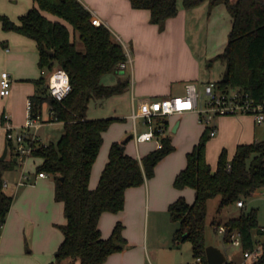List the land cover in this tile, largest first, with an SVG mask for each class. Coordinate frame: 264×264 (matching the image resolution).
Wrapping results in <instances>:
<instances>
[{
    "label": "trees",
    "instance_id": "trees-1",
    "mask_svg": "<svg viewBox=\"0 0 264 264\" xmlns=\"http://www.w3.org/2000/svg\"><path fill=\"white\" fill-rule=\"evenodd\" d=\"M202 1L182 0V4L190 8ZM217 1L225 4L232 21L227 42L215 56L225 64V70L212 82L220 90L238 88L257 101H264V0H209V5ZM34 2V6L19 16V23L15 24L2 14L0 21L4 29H14L36 42L40 69L52 70L57 64L67 72L71 85L69 93L62 100H56L48 93L45 78L40 76L32 80L36 88L29 96L33 115L41 113L47 102L54 111L51 119L63 123L61 135L55 142L42 144L31 154L42 158L36 166L37 173L52 175L54 197L63 202L66 218L64 224L58 225L63 239L49 264H73L76 261L79 264H102L111 253L124 247L126 239L120 222H116L108 237H102L98 228L100 214L121 210L125 189L152 177L157 162L171 152L174 145L170 136H160V146L139 159L124 151L125 140L112 142L98 183L95 188H89L92 164L103 140L102 132L112 122L122 119L88 117L89 102L92 98H107L127 89L129 76L121 75L122 69L119 68V63L127 57L122 45L111 38L108 27L91 22L92 15L80 0ZM130 4L133 8L147 9L150 22L158 26L178 12L177 0H130ZM46 13L56 19L47 17ZM78 42L82 44L81 49ZM106 73L119 75L117 81L103 83L102 76ZM1 119L3 121V114ZM156 122L165 130L168 127L166 117H158ZM209 138L206 127L186 154V165L173 181L176 188H193L194 200L189 203L179 196L168 206L171 219L177 223L172 243L178 245L189 240L192 256L194 260L199 257L200 264H207L208 200L220 195L219 211L239 200L244 203L242 197L264 193V139L238 144L231 158L223 148L216 168L212 170L206 160ZM8 154L9 157L0 160V233L14 199L4 187L3 173L18 163L10 144ZM213 223L215 228L224 226L223 239L226 242L234 232L239 234L242 253L257 246L260 239L255 235L264 236L257 221L256 208ZM261 241L263 249L246 264H264V240ZM226 263L231 264V261Z\"/></svg>",
    "mask_w": 264,
    "mask_h": 264
},
{
    "label": "crops",
    "instance_id": "crops-1",
    "mask_svg": "<svg viewBox=\"0 0 264 264\" xmlns=\"http://www.w3.org/2000/svg\"><path fill=\"white\" fill-rule=\"evenodd\" d=\"M80 1L91 15L99 18L100 23L108 27L112 39V33L123 39L127 63L121 70V75L129 76V85L124 92L96 99L101 106L103 100L113 101L118 95L125 97V103L113 102L111 109V116L122 119L112 122L102 132V144L92 164L88 182L89 188H95L108 159L112 142L125 140L124 151L139 159L160 146V138L136 142L134 132H141L147 126L141 118L142 124L138 125V118L134 120L131 117L133 109L143 100L182 95L186 83H195L203 74V61L223 50L232 18L223 2L210 6L209 1L204 0L190 8L177 2L178 12L165 21V33L169 31L173 36L151 38V34H156L158 24L150 22L147 9L133 8L130 0ZM6 2L7 0H0L1 4ZM34 5V0L25 1V11L20 15ZM45 15L56 19L51 14ZM193 15H199L193 18L194 25H202L207 38L201 55L190 47V40L174 35L176 31L181 33V30L183 32L187 28L189 17L192 18ZM150 46H160L167 50L176 61L174 64L172 57L168 60L163 75L151 73V58L143 54ZM37 62L38 49L33 39L13 32H6L5 37L0 38V74L7 71L12 81L10 94L0 95V153L5 143L2 114L7 113L14 126H21L26 118L27 101L36 88L32 80L42 76L45 70L47 74L50 72L47 68L40 69ZM7 66L11 67L10 71ZM55 67H58L57 64H54ZM118 76L115 73H106L102 76V82L113 84ZM215 80L217 79L206 82ZM44 104L45 107L49 105L47 102ZM90 109L89 102L88 117L91 114ZM193 113L196 114L194 111H185L166 117L168 127L164 135L170 136L174 149L157 162L152 177L140 185L125 189L124 207L121 210L104 211L100 214L98 228L102 237H108L116 222H120L122 235L126 239L124 247L111 253L102 264H183L177 252L180 244L172 243L177 223L171 219L168 206L179 196H183L189 203L194 200L193 188L186 186L179 189L173 185L176 174L186 165V154L198 142L206 128L198 114L196 118H191ZM51 124L57 131L63 127L61 121ZM174 125L176 128L173 130ZM212 125L216 128V133L206 143V160L212 170L216 168L223 148L226 149L228 158H231L238 144L263 140L260 136L263 133L260 129L262 125L257 124L249 114L218 115L213 119ZM172 132L174 134L170 135ZM39 134L44 140L45 134ZM41 162V157L31 155L23 162H18L15 167L5 170L7 173L4 174V187L14 195V199L0 233V264H49L63 239L61 229L55 225L64 224L66 218L63 202L54 197L52 175L46 173L45 176H39L38 173L26 174L22 171L18 179L10 178L12 169L21 167L24 170L26 164L35 168ZM26 246L29 254H25ZM238 259L230 258L229 261L231 264H244L243 259ZM73 264H79V261Z\"/></svg>",
    "mask_w": 264,
    "mask_h": 264
},
{
    "label": "built area",
    "instance_id": "built-area-1",
    "mask_svg": "<svg viewBox=\"0 0 264 264\" xmlns=\"http://www.w3.org/2000/svg\"><path fill=\"white\" fill-rule=\"evenodd\" d=\"M91 22L95 25L100 24L99 18L91 16ZM127 60L119 63V68L126 67ZM48 93L56 100H62L71 90L69 76L61 67H55L50 70L47 77ZM12 81L7 71L0 74V95L10 94ZM205 97L200 99L197 85L194 82H188L185 85V92L182 95L163 96L141 101L136 109H133L131 117L135 120L141 118L146 124L147 129L141 132H134L136 142L158 139L163 136L165 129L162 124L156 122L157 117H168L173 113H182L185 111H194L198 114L199 120L206 125L209 135L216 133V128L212 125V119L218 115L226 114H249L254 118L257 124L264 126V101H257L248 92L233 88L229 90L218 89L214 82L209 81L204 85ZM30 100L26 104V118L21 126H14L7 113L3 114L2 126L5 132V141L11 145L14 157L18 162H23L31 156L32 151L42 144H47L38 133V130L47 122L52 120L54 111L48 105V117L43 118L41 113L33 115L30 111ZM229 167V164H228ZM39 176H45V172H38ZM5 185V182H4ZM238 206H243L242 200L236 202ZM219 232H224V226L216 227ZM264 230V227H262ZM232 243L240 245V237L237 232L231 235ZM260 252L259 243L252 251L243 252V256L254 259ZM200 264V258L195 260Z\"/></svg>",
    "mask_w": 264,
    "mask_h": 264
},
{
    "label": "rangeland",
    "instance_id": "rangeland-1",
    "mask_svg": "<svg viewBox=\"0 0 264 264\" xmlns=\"http://www.w3.org/2000/svg\"><path fill=\"white\" fill-rule=\"evenodd\" d=\"M25 1L29 2L30 0H7L6 3H2V4L0 3V14L7 16L10 21L17 24L19 22V15L24 10L23 3ZM177 2L182 3V0H177ZM216 3H220V2L217 1ZM195 16L198 17L199 15H195ZM195 16L193 15L192 18L189 17L190 19L188 20L187 28L184 29L183 32L181 30V33H179V30L176 31L177 30L176 29L175 30L176 32L174 35L177 38L181 37V38H187L188 40H190L191 41L190 47L195 49V53L201 55L205 48L207 38L204 35L202 25L198 27L194 25L195 22L193 21V18H195ZM166 30L167 29H165V21H164L163 25L158 26V29L155 30L156 34H151V38H154V37L155 38L157 37L170 38V36H173L172 34H169V31L165 33ZM6 32H9V33L13 32V33L19 34V32H17L14 29H4L2 27V22L0 21V38H4ZM112 37L115 41L119 42L122 45L123 49L125 50V47L123 45V39L118 38L114 33H112ZM78 47L80 49L82 48V44L80 42H78ZM150 47H151L150 49L146 50L147 53L143 52V54L145 53L146 56L151 58V63L153 64L151 73L155 75H161V74L163 75L165 73V65L169 63L172 56L170 55V52L161 48L160 46H150ZM124 52H126V50ZM172 61L174 62V64L176 63L173 57H172ZM7 69L10 71L11 67L7 66ZM224 70H225V64L221 62L219 59L215 58V56L203 61V74L200 75V77H198L197 80H195L196 81L195 83L197 84L198 92L200 94V99L205 97L204 85L206 81L213 80V79H219ZM42 76L46 78V82H47L48 74L46 70L44 71V73H42ZM96 99L97 98H92L90 101V108H91L90 113L91 114H88L90 115L89 116L90 118L110 117L112 115L111 109L114 103L115 104L116 102L125 103V97L120 96V95L115 97L113 101H109V99L103 100L102 101L103 103L101 106L97 104L98 101H96ZM96 113H101V115L96 114ZM41 114L44 119H46L49 115L48 107H45V104H43L42 106ZM193 114L194 115H191V118H196L197 113L196 114L193 113ZM137 124L138 125L142 124L140 118L137 119ZM55 128L56 127L53 126L51 122L46 121L43 124V126L38 130V133H41L43 135L45 134L44 140L47 139V140H50V141L52 140L53 142H55L59 138L62 132V128L59 131H57ZM260 129L263 131V133L260 134V136L262 137V139H264V128L260 126ZM172 134L174 133L173 132L170 133V135ZM9 156L10 154L7 155V157ZM11 171L12 172L10 175L12 176H10V178L13 180L18 179V176L23 172L26 174L37 173L36 167L34 168L30 164H26L24 170H22L21 167H17V168L12 169ZM5 173H7V171L6 172L4 171L3 174ZM220 198H221L220 195H217L208 200L207 222H206V228H205L206 243L207 245H214L220 248L226 255V259H227L226 262H228L230 258H239L238 259L239 261L243 259L244 264H246L247 262H249L250 258L243 256L240 245H234L232 243V240L226 242L223 239L224 232H219L218 229L214 227L213 221H218V220L224 221L228 219L229 217L239 215L241 211L247 212L251 208H256L258 224L264 226V193L250 196V197H242V199L245 202L243 207H237L236 203L234 202V203H231L223 207L221 210L218 211L217 206L220 201ZM55 226L59 228L58 225H55ZM255 238L260 239L259 240L260 250L263 249V241L261 240H264V236L255 235ZM179 244L180 245H179L177 252L182 259V263L193 262L194 257L192 256L190 241L183 240ZM24 251H25V254H29L28 246L24 248ZM226 262L224 264H227Z\"/></svg>",
    "mask_w": 264,
    "mask_h": 264
},
{
    "label": "water",
    "instance_id": "water-1",
    "mask_svg": "<svg viewBox=\"0 0 264 264\" xmlns=\"http://www.w3.org/2000/svg\"><path fill=\"white\" fill-rule=\"evenodd\" d=\"M51 54L52 50H48ZM176 128V125L172 128L173 130ZM8 155V143L5 141L2 152L0 153V160H4ZM14 159H16L14 157ZM205 254L207 259V264H224L226 261L225 253L218 247L214 245H206Z\"/></svg>",
    "mask_w": 264,
    "mask_h": 264
}]
</instances>
